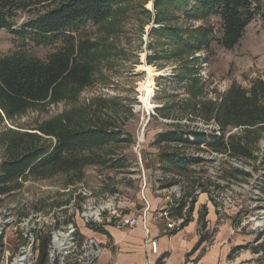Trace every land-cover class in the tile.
I'll return each instance as SVG.
<instances>
[{
  "label": "trees",
  "instance_id": "trees-1",
  "mask_svg": "<svg viewBox=\"0 0 264 264\" xmlns=\"http://www.w3.org/2000/svg\"><path fill=\"white\" fill-rule=\"evenodd\" d=\"M132 0H0V29L34 45L60 43L45 60L22 53L0 57V124L41 103L75 102L74 95L93 80L97 48L81 40L80 32L126 7ZM154 9L150 35L160 50L181 59L208 49L212 42L230 50L243 37L245 28L256 17L254 0H151ZM28 17L16 23L17 12ZM148 12V11H147ZM218 19L217 29L208 20ZM178 19L199 21L198 25H178ZM170 47L169 51L162 50ZM157 51H160L159 53ZM166 55V54H165ZM191 56V55H190ZM164 57V56H163ZM150 56L146 55L147 63ZM197 58L185 60L168 78L173 86L184 84L189 90L199 80ZM158 115L169 118L161 106ZM132 111L123 99L97 97L86 104L72 106L58 116L23 130L4 127L0 132V197L15 194L22 181L49 179L57 175L64 185H74L84 177L88 166L123 172L128 158L121 148L133 142L126 130ZM187 121L171 123L156 133L151 145L157 148L160 188L181 186V197L169 210L170 216H189L197 197L205 193L218 209L215 196L235 181H247L251 171L233 166L239 161L258 171L256 198L264 201V80L252 79L247 87L232 83L219 101H198L185 116ZM213 125L207 129L194 124ZM197 122V123H198ZM236 130L232 132V130ZM206 156H205V155ZM209 156V157H207ZM220 160L211 179L205 165ZM259 173V172H258ZM114 191V190H113ZM262 207V206H260ZM185 208V212H183ZM206 208L198 212L199 242L210 234L204 231ZM100 231L101 228L93 227ZM264 228L253 240L231 248L228 256L250 248L257 264H264ZM48 234H37L38 264H46Z\"/></svg>",
  "mask_w": 264,
  "mask_h": 264
},
{
  "label": "rangeland",
  "instance_id": "rangeland-1",
  "mask_svg": "<svg viewBox=\"0 0 264 264\" xmlns=\"http://www.w3.org/2000/svg\"><path fill=\"white\" fill-rule=\"evenodd\" d=\"M254 3L257 6V15L247 25L243 37L232 49H224L212 42L208 49L183 54L179 59L171 57L167 52L162 56L152 54L154 49H160L154 48L157 43L149 33L150 28L156 26L152 21L155 11L151 0L128 2L126 7L116 10L95 25H87L80 32V39L94 45L97 55L92 66L93 80L90 85L75 92L76 101L36 104L24 114L15 117L12 122L5 121L0 124V132L5 130L4 127L18 130L34 128L41 121L68 110L72 104H86L97 97L121 98L129 104L133 114L126 126L133 142L120 150L127 156L129 166L123 172L88 166L80 182L96 201L116 193L117 197L140 210L143 206V193L148 201L156 199L157 208L161 209L165 205L162 201L163 194L159 191L162 174L157 167V148L151 145L156 133L169 129L171 123L187 121L184 116L191 111L195 102L219 101L232 83L247 87L254 78L260 77L264 80V0H254ZM27 17V11L17 12L16 23H21ZM208 23L217 29L218 19L210 18ZM181 24L198 25L201 22L178 19V25ZM59 45L58 42L45 46L34 45L28 40L16 38L7 30L0 29V57L22 53L45 60ZM162 50L169 51L170 47L163 46ZM146 55L151 58L149 64ZM192 57L197 58L198 82L189 90L184 84H170L168 78L174 70L179 69L185 60ZM161 106L169 114V118L158 115L156 108ZM197 122L194 124L199 127L215 128L213 125ZM234 131L236 130H232ZM260 150L264 155V140L260 142ZM219 163L220 160L207 163L204 166L207 170L204 175L209 174L212 180L225 185L216 175ZM232 164L251 171V176L246 182L235 181L219 192L215 196L219 204L218 209L215 208L214 211L221 219L230 217L229 222L233 226L240 223L238 234L246 244L264 228V201L256 198L258 191L255 188L260 169L253 171L249 165L239 161ZM25 181L15 194L0 197V221L4 216H13L16 221L22 216H67L79 210V203L84 200V196L78 194L75 195L74 202H71L78 188L71 189L68 188L69 185H64L61 175L49 179L30 178ZM199 196L189 216L196 215L204 206L205 199H199ZM206 198L207 201L208 196ZM36 224L45 225L43 220ZM43 231L47 233L46 228ZM11 232V227L2 232L0 254L5 247L15 251ZM246 250L251 252L250 248H242L235 254L244 253Z\"/></svg>",
  "mask_w": 264,
  "mask_h": 264
},
{
  "label": "built area",
  "instance_id": "built-area-1",
  "mask_svg": "<svg viewBox=\"0 0 264 264\" xmlns=\"http://www.w3.org/2000/svg\"><path fill=\"white\" fill-rule=\"evenodd\" d=\"M20 181L22 185L26 183L25 180ZM76 187L78 189L73 194L71 202H74L75 195L78 194L84 196V200L79 203V210L72 214L46 217L22 216L18 217V221L13 216H4L5 218L0 221V241L3 238L2 232L11 227L15 251H10L7 247L3 248L0 264H38L37 234L44 232V228L47 229L48 234L46 264H97L103 246L95 237L85 236L82 232L83 228L95 231L93 227L112 226L123 230L136 228L141 224L147 235L148 252L156 253L157 241L148 238V228L145 226V216L150 210V203L143 193H141L143 206L138 210L117 197L116 193L96 201L95 198H91V192L86 190L82 182L68 186L71 189ZM159 191L163 194L165 206L155 213L165 219L167 229L179 230L186 216L184 214L170 216L169 210L177 205L181 197L180 184L160 188ZM39 220H43L45 225L38 226L36 222ZM146 264H149L148 260Z\"/></svg>",
  "mask_w": 264,
  "mask_h": 264
},
{
  "label": "crops",
  "instance_id": "crops-1",
  "mask_svg": "<svg viewBox=\"0 0 264 264\" xmlns=\"http://www.w3.org/2000/svg\"><path fill=\"white\" fill-rule=\"evenodd\" d=\"M199 195V199L201 197L205 199L204 231L210 234L207 240L199 242L202 231L199 229L198 213L186 216L179 230H169L165 226V219L155 213L159 209L157 200L150 199V210L145 216V226L148 228V238L157 241L156 253L148 252L147 235L141 224L136 228L123 230L105 226L97 232L83 228L85 236L95 237L103 246L97 264H146L147 260L149 264H257V254L248 250L228 256L232 247L245 243L238 234L240 223H234L233 226L229 222L230 217L224 219L217 217L215 206L209 199L206 201L207 194Z\"/></svg>",
  "mask_w": 264,
  "mask_h": 264
}]
</instances>
